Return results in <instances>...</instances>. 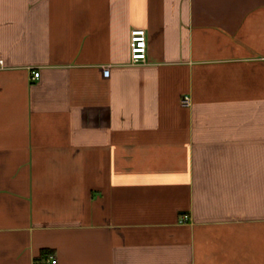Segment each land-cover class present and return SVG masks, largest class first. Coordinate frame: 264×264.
Segmentation results:
<instances>
[{"label":"crops","instance_id":"obj_1","mask_svg":"<svg viewBox=\"0 0 264 264\" xmlns=\"http://www.w3.org/2000/svg\"><path fill=\"white\" fill-rule=\"evenodd\" d=\"M0 59V264H264V0H0Z\"/></svg>","mask_w":264,"mask_h":264},{"label":"built area","instance_id":"obj_2","mask_svg":"<svg viewBox=\"0 0 264 264\" xmlns=\"http://www.w3.org/2000/svg\"><path fill=\"white\" fill-rule=\"evenodd\" d=\"M129 49H130V61L132 63H142L146 61V50H147V35L144 28L134 27L130 30L129 35ZM3 60L0 59V65H2ZM104 76H108L109 68L103 69ZM39 76L38 71L32 73V78H37ZM181 104L188 106L191 104V99L188 94H183L181 97ZM55 259H51L48 264H54Z\"/></svg>","mask_w":264,"mask_h":264}]
</instances>
